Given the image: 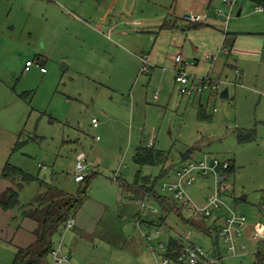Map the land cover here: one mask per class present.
Listing matches in <instances>:
<instances>
[{"label": "rangeland", "instance_id": "rangeland-1", "mask_svg": "<svg viewBox=\"0 0 264 264\" xmlns=\"http://www.w3.org/2000/svg\"><path fill=\"white\" fill-rule=\"evenodd\" d=\"M65 1L0 0V197L12 189L19 199L14 207L0 206V264H13L18 248L32 245L43 230L45 211L56 214L59 205L77 197L86 185L71 219L75 225L50 236L53 245L62 243L70 252L71 264H157L146 248L157 241L143 236L156 229L163 244L169 237L189 236L206 253L222 258L215 264H259L264 240H253L251 232L255 226L264 233L258 206L264 187V9L257 12L264 0H237L232 6L223 0L89 1L88 10L98 12L104 26L73 8L79 0ZM192 8L195 14L208 13L207 26L200 31L182 17ZM166 19L177 21L178 28L163 30ZM113 23L118 26L109 36L106 27ZM224 31L247 34L238 43L241 53L234 52L236 44L223 43ZM206 45L212 52L233 49L232 54L220 52L216 61L231 73L214 76L237 81L236 86H220L221 91L228 88L227 98L222 92L182 95L174 82L173 56L183 52L192 59L195 46L201 51ZM257 50L259 58L253 56ZM144 56L149 57L148 71L143 70ZM38 57L44 70L36 62L25 70L26 61ZM233 58L243 71L232 66ZM62 62L67 69L61 68ZM235 67L242 77H236ZM197 97H202L208 119L198 117ZM241 130H253L256 136L240 142ZM149 140L156 149L170 152L168 176L156 184V191L166 197L170 193L161 187L174 180V169L189 150L188 160L210 155L231 163L228 181L234 192L226 201L247 218L243 234L235 238L237 255L217 233L222 219L194 221L203 226L197 229L156 204L159 211L153 219L163 217L157 228L136 225L137 218L147 222L150 211L142 210L141 201L133 199L121 181L133 184L138 171L153 179L159 175L160 166L140 167L132 159L137 147ZM82 152L81 173L90 176L83 181L76 180ZM7 163L36 179L19 184L3 177ZM213 189L214 177L208 175L198 177L189 190L203 205ZM178 206L193 220L185 206ZM41 263H51L50 256Z\"/></svg>", "mask_w": 264, "mask_h": 264}, {"label": "built area", "instance_id": "built-area-1", "mask_svg": "<svg viewBox=\"0 0 264 264\" xmlns=\"http://www.w3.org/2000/svg\"><path fill=\"white\" fill-rule=\"evenodd\" d=\"M228 2L231 6L237 2V0H223ZM264 7L260 5L257 11H262ZM232 9L229 14L225 16L224 24L227 27L229 20L231 19ZM217 14L223 15L222 10H218ZM184 20L192 23L205 22L208 19V13H198L195 14L190 12L184 14ZM225 33V31H224ZM222 52L227 53L228 48L222 47ZM219 51L214 54L207 53L204 59L208 62L216 61ZM173 73L174 82L178 86V90L182 95L191 96L193 94H205L213 93L215 95H220L222 92L220 87L222 84L225 85H237V81L226 79H215L208 75L197 76L193 75L189 71L190 63L187 56L183 52H178L173 56ZM39 64L37 61L28 60L26 62V69H29L34 65V63ZM149 60L147 56L143 57L144 71H148ZM40 65V64H39ZM42 68V67H41ZM44 70V68H42ZM234 72L236 77L241 76V71L239 68L235 67ZM158 99V95H155V100ZM94 126H98V120L96 118L92 119ZM148 147L153 146L151 142L147 143ZM85 154L82 152L78 155L77 168L79 174L76 176V180L83 178L81 173L85 169V164L83 160ZM231 167V164L227 160H221L217 157L205 155L202 159L186 160L181 163L180 167L174 170V180L171 182H166L162 185L161 189L168 191L171 198H173L178 204L185 206L193 216V221L205 220L208 218H214L215 221L222 219V225H220L217 231L218 235L223 239V241L228 246V251L237 255V245L235 243V238L241 236L246 227L247 218L244 214L236 211V207L231 206L227 203L226 197L231 196L234 192V186L228 181L227 170ZM208 175H213L214 177V189L207 196V201L205 204L200 205L190 194V187H193L196 183L198 177H206ZM117 177V176H116ZM115 177V178H116ZM260 201H259V215L264 220V187L260 191ZM151 199H144L141 201L142 210L150 211L153 214L158 213L159 209L156 204H150ZM226 212H224V210ZM136 225H144L145 222L137 218ZM140 221V222H139ZM74 225V220H68L66 225V230L72 228ZM254 230L251 232V237L253 240H264V233L258 228L255 230V226H252ZM160 231L156 229L154 234L143 233V236L150 242L152 239H157V243H149L148 248L157 257V264H215L218 260L222 258H217V256H211L206 253L202 248L198 247L194 243L189 241V236L185 239L178 235L179 237H169L172 238L176 245L169 247L168 241L163 244L158 238H160ZM152 236V238H151ZM49 256L51 258L52 264H71L70 253L64 249L61 244L54 245L50 250Z\"/></svg>", "mask_w": 264, "mask_h": 264}, {"label": "trees", "instance_id": "trees-1", "mask_svg": "<svg viewBox=\"0 0 264 264\" xmlns=\"http://www.w3.org/2000/svg\"><path fill=\"white\" fill-rule=\"evenodd\" d=\"M191 27L193 29H198L202 25H204V22L200 23H192ZM162 28L164 29H173L178 28L177 21H174L172 19H166L163 24ZM226 39L227 36H229L228 32L225 33ZM236 35V34H235ZM41 66V58L38 57L36 60ZM198 117L202 118L203 120L208 119L209 117L205 114L203 106H199V112ZM255 132L253 130L246 131L241 130L237 132V139L240 142H247L251 141L255 138ZM170 152L156 149L155 146L148 147L147 145L140 144L137 149L135 150V153L133 154V162L140 167L142 166H160L161 170L160 173L155 179H153L150 176H144L142 175L141 171H138V173L135 175V179L133 184H129L127 182H122V186L124 189L132 195L133 199L142 201L144 199H152L155 201L158 206L167 212H173L178 217H180L183 222L186 224H191V226L197 228V229H203V226L197 224V222H194L193 220H189L185 218L181 212V209L178 206V203L171 197H166L161 194H159L156 191V184L158 181L165 176H168V173L170 171V167H167L166 164L169 159ZM182 160H185L182 157ZM231 164V163H230ZM174 167H171V170H173ZM232 168L230 167L227 170V175L229 176L230 170ZM233 170V169H232ZM231 170V171H232ZM3 177L11 178V180H19V184H23L22 182L29 183L31 181H34L36 178L23 170L12 167L10 164H6L4 170H3ZM90 178L84 177L80 179L88 180ZM116 181L119 180V177L115 178ZM22 181V182H21ZM88 185H86L84 188L80 187L79 194L77 197L72 198L69 202L64 203L62 205H59L57 207L56 214H49L48 211H45V219L43 221V230L38 232V235L36 233V240L35 242L30 245L27 248H18V252L16 254V257L14 259L13 264H42L41 261L45 258L46 255H49L50 250L53 248V242L50 239L51 234L54 230L60 229L63 227L66 228L67 222L70 219H73L75 216L77 210L81 206V200L86 195ZM18 193L13 191L12 189L6 190L2 196L0 197V206L3 208H9L14 207L16 204H18ZM146 223L145 220H142ZM161 221H163V217L161 218ZM176 245V242L170 238L168 240V246H174ZM258 261L259 264L264 263V256L258 254Z\"/></svg>", "mask_w": 264, "mask_h": 264}, {"label": "crops", "instance_id": "crops-1", "mask_svg": "<svg viewBox=\"0 0 264 264\" xmlns=\"http://www.w3.org/2000/svg\"><path fill=\"white\" fill-rule=\"evenodd\" d=\"M64 2H66V4H67V2L68 1H65V0H63ZM81 3L77 6V4L75 3V7H73L74 9H78L79 11H80V14H82L85 18H90L89 20H91V21H95L97 24H99V26H104L103 24H102V22H103V19H101L99 16H100V14L98 13V12H95V11H89L88 10V7H87V5L86 4H88L89 5V1H95V2H97V0H79ZM90 7V6H89ZM190 12H193V11H195L193 8L192 9H190L189 10ZM257 12H261V11H257ZM77 19H81V20H78V21H84V22H87V24L88 25H90V21H88L87 19H82L81 17H79L78 15H77ZM113 19H114V17H112ZM178 25V24H177ZM91 26V25H90ZM118 26V24L116 25V24H112V25H109V27H106L107 28V30H108V35L109 36H112V34L113 35H115V32H116V27ZM202 26H207V24H204V25H202ZM202 26L201 27H199L198 28V30L200 31L201 30V28H202ZM162 27V26H161ZM163 30H173V29H176V28H173V29H164V28H162ZM186 28H183V30H185ZM89 30V29H88ZM89 31H91V30H89ZM119 36H125V33H122L121 34V32H118L117 33ZM229 34V36H227V39H226V35L223 33L222 34V41H223V43L224 44H230V45H233L232 47H234V45H235V47L233 48L234 49V52L235 53H241L242 52V48H240L239 46H238V43H240L239 41H242V40H240V39H242L243 37H246V35L247 34H245V33H243V34H236V33H228ZM236 34V35H235ZM196 48H195V52H194V58H189L188 56H187V58H188V61H189V63H190V67H189V71L193 74V75H197V76H199V75H208V76H210V77H212L213 76V78H215V77H220L221 75H229L228 73H231V70H230V68H226V67H220L219 66V64L217 63L218 62V57H217V59H216V61H214V62H206V60L204 59V57H203V55L205 54V51H207L208 53H211L212 51H213V48L211 47V46H205V47H207V49H205L204 48V50H201L200 51V49H199V47L198 46H195ZM233 49L231 48L230 49V54H232L233 53ZM245 50H247L248 52H250L251 50L250 49H245ZM217 51H219V53H218V56L220 55V52L221 53H224V52H222V51H220V48L217 50ZM260 52V50H257V53L255 54V55H253L254 57H260L261 56V53H259ZM212 53H217V52H212ZM149 58V57H148ZM203 58V59H202ZM234 59V58H233ZM238 60L237 59H234L233 60V63H232V66L234 65V66H238V67H240L241 68V70L243 71V68H242V66L241 65H239V63L237 62ZM27 62V61H26ZM41 62H43L42 61V59H41ZM216 62V63H215ZM205 63H207V67H203V64H205ZM42 66L40 65V68H41ZM25 70H29V69H26V66H25ZM171 71H173V68H171ZM223 72H224V74H223ZM174 74V73H173ZM242 75H243V72H242ZM215 76V77H214ZM242 77V76H241ZM197 98H199V103H200V105H202L201 104V99H202V97H197ZM203 106V105H202ZM97 127V126H96ZM151 140H149L148 142H150ZM147 145V144H146ZM154 146H155V143H154ZM190 155H191V153H190ZM189 158H190V156H189ZM184 161H186V160H184ZM183 161V162H184ZM181 165V164H180ZM176 169V168H175ZM174 169V170H175ZM152 200V199H151ZM153 201V200H152ZM155 202V201H154ZM155 204H157L156 202H155ZM158 205V204H157ZM165 211V210H164ZM166 213H169V212H167V211H165ZM150 214H149V216L147 217L148 219H147V222H146V224L148 225L149 224V226H154L155 228H157L156 226H157V224L158 223H161L162 221L160 220H154L153 219V213H151V212H149ZM74 225H75V220H74ZM154 241H157V239L156 240H154ZM146 248H147V251L149 252V248H148V246L146 245ZM67 251V250H66ZM70 253V252H69ZM72 264H74V263H72Z\"/></svg>", "mask_w": 264, "mask_h": 264}, {"label": "water", "instance_id": "water-1", "mask_svg": "<svg viewBox=\"0 0 264 264\" xmlns=\"http://www.w3.org/2000/svg\"><path fill=\"white\" fill-rule=\"evenodd\" d=\"M238 15H240V12L238 13ZM61 68H63V69H67V64H66L65 62H62V64H61ZM228 95H229L228 88H225V89L222 91V93H221V97H222V98H227ZM191 151H192V150H189L188 152L184 153V154L182 155V157H183L185 160L189 159V156H190ZM244 198H245V196H244ZM48 264H52V263H48Z\"/></svg>", "mask_w": 264, "mask_h": 264}]
</instances>
